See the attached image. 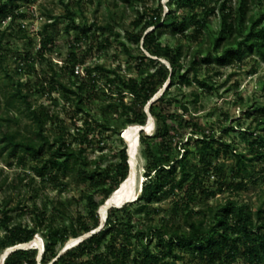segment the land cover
<instances>
[{
	"label": "rangeland",
	"instance_id": "374dc122",
	"mask_svg": "<svg viewBox=\"0 0 264 264\" xmlns=\"http://www.w3.org/2000/svg\"><path fill=\"white\" fill-rule=\"evenodd\" d=\"M248 1L250 5L248 15L258 17L264 9L263 0ZM239 2L240 0H207L205 9L199 7L192 9L187 5L177 6L175 0H0V5H5L7 11H13L17 15L14 19L7 18L0 22V33L8 28V33L0 44L2 59L16 81L22 83L21 88L24 93L31 92L33 107L45 108L54 115V122L48 124V134L52 136L58 133L68 144L76 148L83 135L87 133V141L84 142L87 160L97 162L96 165H92V169H102L118 161L120 151L124 148L127 149V153L129 152L126 132L134 126L142 128L138 135L140 146L136 157L137 194H129L125 200L113 202L111 199L115 191L100 208L99 215L104 217L105 210L109 206L121 207L125 203L136 202L140 197L147 162L141 144L142 134L147 137L157 158L162 161L180 159L185 151H188L186 163L191 172H203L206 170V165L212 163L209 171L211 176L204 178L202 187L196 190L194 200L189 203L187 211H192L193 215L200 211L198 217H202L207 214L208 207L225 204L228 200L249 205L253 210L263 205L264 161H258L250 168V176L244 181L243 188L232 189L240 181L234 179L235 166L232 154L226 156L220 153L216 156L215 150L209 149L203 156L199 142L201 136L197 134L202 129L213 136H221L227 142H235L238 153L251 152L255 136L248 135L246 130L249 127L253 129L255 123L253 116H248L247 111L257 106H264L263 56L246 52L241 60L227 66H219L213 60L210 63L200 62L199 77L213 87L211 90L202 87L198 82L186 85L181 84L178 78L173 81L169 78L155 97L144 106V111L148 115L145 126L127 122L117 93L119 82L109 84L105 78L106 73L96 71L93 75L97 80L93 84L94 78H88L86 75L88 69L103 67L106 71H117L121 78L139 82L148 73L157 70L161 64L171 70L170 63L163 54L160 57L153 55L129 38L130 35H139L142 31L146 35L155 30L156 26L148 27L147 30L144 28L149 23L150 16H156L157 11H160L162 17L160 25L164 23V26L160 28L155 48L157 47L160 53H164L166 49L178 53L180 73L183 74L189 69L191 60L198 52L202 57L211 53L208 47L213 44L221 31L220 6L227 3L236 10ZM67 10L73 15L75 24L79 28L70 26L69 30L66 29L70 21L67 18ZM145 10L148 14L141 18L140 15ZM171 10H176V18L170 16ZM139 19L140 24L135 25ZM201 21H206L207 24L202 27L199 35H195L194 30L200 26V23L196 22ZM107 25L113 28V35L105 29ZM182 26L184 31L177 32L176 29ZM232 36H228L223 43L231 40ZM48 38L51 42H47ZM105 39H109L110 44H107ZM116 39L125 43L133 53V58L124 52ZM45 44L46 47L43 48ZM89 47H92L90 53L87 52ZM218 52L211 53V59ZM72 53L82 61V64L78 65L80 73L75 76L71 74L69 68H65V65H71ZM142 54L147 57L145 59L147 64L139 66ZM149 59L159 63L153 64ZM108 75L114 78L112 73ZM189 76L192 78L193 74L190 72ZM51 77L73 88L75 82L86 83L82 104L101 121H108L112 130L102 131L100 127H95L94 123L88 127L84 123L87 116L77 110L74 97L64 92L58 83L53 89ZM16 88L0 71V113L5 112L4 103ZM123 94H125L123 103H131L133 95L127 92ZM89 96L91 99L88 98ZM161 97L165 100L156 107V110L161 109L170 116L175 113L183 114L185 120L196 124L192 131L179 125L174 118L169 119L171 135L175 138L168 151L164 150L161 141L154 137L157 123L150 112L151 105ZM9 116L16 119V123L11 124L12 130H20L21 133L29 135L25 129L32 123L22 110H13ZM228 127H233V130L225 134ZM2 145L0 144V148ZM215 149H219V146L216 145ZM40 162V159L39 161L28 159L22 165L16 159L9 158L5 152L0 155V183H2L0 209L4 207L5 200L8 202V209L20 205L18 210L10 212L9 223L12 226L32 227L37 213L46 212L50 216L54 212L55 205H61L75 218L87 217L86 203L82 197L90 191L89 186H77L65 182L63 188L55 189L52 184L35 177L30 170L33 166L40 165ZM217 168L222 170L223 176L219 177L215 174ZM205 188L215 195L208 197L206 192L203 193ZM186 201L185 192H177L172 197L161 195L146 213L141 215L134 213L135 225L143 229L148 227L160 229L164 220L168 221L169 225L172 218L181 222ZM177 202L178 207L175 204ZM57 218L71 227L68 218L61 215H57ZM103 229L101 222L91 233L95 234ZM91 233L70 238L62 248L61 246L57 248L63 252L77 245L85 236H91ZM3 234L0 226V241ZM149 246L156 251L162 248L156 238ZM26 248L38 249L40 262L44 253L43 237L37 235ZM11 250L12 248L0 252V264H4ZM134 254L136 252L132 253L128 264ZM178 255V258L170 259L172 264H198L199 260L193 259L190 253ZM234 264H244V261L240 259Z\"/></svg>",
	"mask_w": 264,
	"mask_h": 264
},
{
	"label": "trees",
	"instance_id": "16d2710c",
	"mask_svg": "<svg viewBox=\"0 0 264 264\" xmlns=\"http://www.w3.org/2000/svg\"><path fill=\"white\" fill-rule=\"evenodd\" d=\"M177 6H189L194 9L199 7L205 9L207 0H175ZM254 0H252L253 2ZM264 2V0H263ZM0 5V22L7 18L14 19L15 12L7 11ZM249 1L240 0L236 10L229 7L227 3L220 6L222 15L220 17L221 31L208 50L218 53L202 57L198 52L191 60L189 69L181 74V65L178 61L179 54L166 49L160 53L155 48L158 40L161 15H151L148 27L157 28L146 35L142 31L139 35H130L129 38L135 41L138 46H142L145 51L168 59L171 70L164 64L152 73H148L141 81L134 79L121 78L117 71H106L103 67L88 69L86 75L88 78H94V72L106 73L105 78L109 84L119 82L117 93L122 102L123 114L129 124L145 126L148 122V115L144 111L146 106L165 82L170 78L179 79L181 84L191 85L198 82L206 89H213L205 80L199 77V64L215 61L219 66L232 65L237 60H241L246 52H254L264 57V9L258 17L249 16ZM176 10L170 11V16L176 18ZM148 14L147 10L141 13L144 18ZM67 18L70 19L66 29L70 26L79 28L75 24L73 15L67 10ZM200 23L194 30L195 35L201 33L206 21ZM140 24V19L135 25ZM48 27L51 25H47ZM105 29L114 34L113 28L109 25ZM47 30V28H46ZM177 32L184 31V27L176 29ZM8 28L1 31L0 44L3 42ZM233 35V36H232ZM228 36L231 40L225 41ZM123 47L124 52L133 58V53L126 47L125 43L116 39ZM110 44L109 39H105ZM141 41L143 43L141 44ZM47 42H51L48 38ZM46 42V44H47ZM223 43V44H222ZM43 45V48L46 47ZM42 48V49H43ZM92 47L87 50L91 52ZM43 52V51H42ZM143 53V52H142ZM212 53V54H213ZM29 57V55H26ZM71 65H65L69 68L71 74L75 76V67L82 64V61L76 54H70ZM140 65H146L145 54H142ZM151 63L158 61L149 59ZM0 71L9 80L11 85L16 86V90L11 93L4 103V113H0V155L5 152L9 158L16 159L18 163L24 164L28 159L39 161L40 165L33 166L30 170L35 177L48 182L56 188H63L65 182L77 186H89L90 191L83 195L82 200L86 203L87 217L75 218L68 213L61 205L54 206V212L48 216L46 212L37 213L35 224L29 226H12L9 223L10 212L16 211L20 205L8 209V202L4 201V207L0 209V226L3 229V237L0 241V252L18 247L25 243L33 241L37 235L44 239V253L39 262L38 249L22 248L9 252L4 260V264H128V260L133 255L130 264H172L171 258H178L179 253H190L193 259H198V264H234L240 259L244 264H264V203L256 209L249 205L239 203L235 200H228L225 204L215 207H208L207 214L198 217L200 211L196 213L188 212L189 203L194 200L196 190L203 185L204 178H209V171L212 163L206 165L205 171L191 172L186 163L188 151L180 159L173 161H162L157 158L147 137L142 134L141 144L144 147L146 158V168L142 191L136 202L125 203L121 207H111L103 217L99 215L100 208L119 189L121 184L126 181L130 174L129 155L127 149L120 151L118 161L111 163L102 169H92L96 161H88L85 154L84 142L87 141L88 134L83 135L78 147L74 148L68 144L60 134H48V124L54 122V115L45 108L33 107L31 92L24 93L22 83L16 81L15 76L5 65L0 50ZM190 72L193 74L191 78ZM108 73H112L114 78H110ZM77 77V76H76ZM53 89L55 84H59L64 92L73 96L75 106L80 113L87 116L84 123L89 127L91 123L95 127H100L102 131H110L111 125L108 121H101L96 114L82 104L83 91L86 89V83L75 82V88L51 77ZM78 83V84H77ZM95 87V85H91ZM124 92L133 95L131 103H123ZM90 98V96L88 97ZM91 99V98H90ZM161 97L155 104L151 105L150 112L155 117L157 130L155 138L161 141V147L168 151L171 149L174 136L171 135L169 119H175L179 125L192 129L196 127L195 123L185 120L183 114L175 113L173 116L156 110L164 102ZM18 104V105H16ZM17 106V107H16ZM13 110H22L24 115L31 121L32 125L26 128L29 134H23L20 130H12L13 123H16L15 117H10L9 113ZM248 116H253L254 128H247L246 133L255 136L252 142V150L249 154L238 153L235 142H227L221 136H213L204 130L198 131L201 138V154L205 156L209 149L215 150L216 156L220 153L224 155L232 154L234 158L235 174L234 179L240 180L232 189H241L244 181L250 176V168L258 161H264V106H257L247 111ZM233 130L228 127L225 134ZM219 146V149L215 147ZM217 176H223L221 169H216ZM214 176V175H213ZM2 183H0L1 189ZM177 192H185L187 201L185 202L182 221L171 219L170 225L164 220L160 229L148 227L146 229L138 228L134 222V213L141 215L149 210L151 204L159 199L161 195L169 197L175 196ZM208 197H213L214 192L204 189ZM179 206V203H175ZM120 213L122 215H120ZM57 215L68 218L71 227L66 226ZM91 221L92 223L90 224ZM103 223L104 229L91 236H85L77 245L61 251V248L70 238H77L80 235L91 233L100 223ZM109 235V237H107ZM156 238L159 251L154 250L149 245ZM103 247V250H102Z\"/></svg>",
	"mask_w": 264,
	"mask_h": 264
},
{
	"label": "bare ground",
	"instance_id": "6f19581e",
	"mask_svg": "<svg viewBox=\"0 0 264 264\" xmlns=\"http://www.w3.org/2000/svg\"><path fill=\"white\" fill-rule=\"evenodd\" d=\"M139 126H134L126 132L125 138L126 142L129 145V153H130V165H131V175L122 185V187L113 194L111 201L120 202L125 200L129 194L136 195L137 194V170H136V157L139 154Z\"/></svg>",
	"mask_w": 264,
	"mask_h": 264
},
{
	"label": "water",
	"instance_id": "95a60500",
	"mask_svg": "<svg viewBox=\"0 0 264 264\" xmlns=\"http://www.w3.org/2000/svg\"><path fill=\"white\" fill-rule=\"evenodd\" d=\"M141 128V127H140ZM142 130V128L140 129V131ZM128 155H129V165H130V153L128 152ZM130 175H131V165H130V174H129V177H130ZM128 177V178H129ZM127 178V179H128ZM126 179V180H127ZM111 207H114L113 205L112 206H109L108 208H106V212H107V210L109 209V208H111ZM92 234H94V233H91V235ZM32 242V241H31ZM30 242V243H31ZM30 243H25V244H22V245H20V246H18V247H14V248H12V250L11 251H9V252H13V251H15V250H18V249H22V248H26Z\"/></svg>",
	"mask_w": 264,
	"mask_h": 264
},
{
	"label": "built area",
	"instance_id": "2783aa9c",
	"mask_svg": "<svg viewBox=\"0 0 264 264\" xmlns=\"http://www.w3.org/2000/svg\"><path fill=\"white\" fill-rule=\"evenodd\" d=\"M80 72H79V67L77 66L76 68H75V74L77 75V74H79Z\"/></svg>",
	"mask_w": 264,
	"mask_h": 264
}]
</instances>
